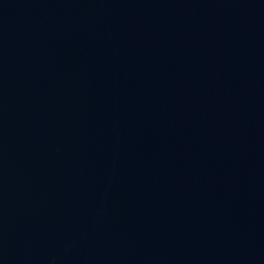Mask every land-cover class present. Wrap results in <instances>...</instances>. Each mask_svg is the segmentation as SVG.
Returning <instances> with one entry per match:
<instances>
[{
  "label": "water",
  "instance_id": "1",
  "mask_svg": "<svg viewBox=\"0 0 264 264\" xmlns=\"http://www.w3.org/2000/svg\"><path fill=\"white\" fill-rule=\"evenodd\" d=\"M0 264H264V0H0Z\"/></svg>",
  "mask_w": 264,
  "mask_h": 264
}]
</instances>
